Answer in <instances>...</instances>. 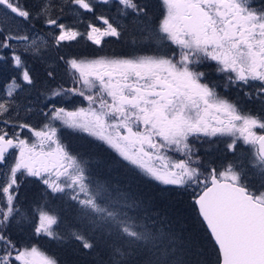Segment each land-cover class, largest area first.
I'll use <instances>...</instances> for the list:
<instances>
[{
    "label": "snow or ice",
    "instance_id": "obj_1",
    "mask_svg": "<svg viewBox=\"0 0 264 264\" xmlns=\"http://www.w3.org/2000/svg\"><path fill=\"white\" fill-rule=\"evenodd\" d=\"M100 5L127 23L96 16ZM80 37L97 46L115 38L125 49L62 54ZM29 58L44 65L48 81L63 64L74 86L48 89L44 107L34 105L22 95L38 83ZM7 65L18 76L0 95V264H84L85 257L202 264L137 181L192 190L218 264H264V0H0V66ZM73 97L87 106H57ZM34 112L44 120L39 129L21 118ZM62 129L76 134L78 147L63 142ZM25 130L35 139L22 137ZM218 143L232 156L222 170L201 155L203 145ZM97 152L108 158L103 170L93 163ZM26 182L43 186L28 207L20 199ZM13 226L66 246L69 259L14 239Z\"/></svg>",
    "mask_w": 264,
    "mask_h": 264
},
{
    "label": "bare ground",
    "instance_id": "obj_2",
    "mask_svg": "<svg viewBox=\"0 0 264 264\" xmlns=\"http://www.w3.org/2000/svg\"><path fill=\"white\" fill-rule=\"evenodd\" d=\"M22 2H26V3L30 4V3H32V0H22ZM154 3H155V1H154ZM155 11L158 14L160 9L158 7H156ZM84 15L86 17V22H93V23H96L97 26H99V27H104L102 22L98 21V20H95L91 14H84ZM95 15L96 16H100V15L106 16L110 20L116 21L118 23H127V21H124V20L120 19V17L116 13L115 8L113 6H111V5H109V6H104V5L98 6ZM65 19L68 22H73V17H72L71 14L66 16ZM36 27H37V29H40L41 25L39 23H36ZM77 27L79 28L80 31H84L85 30V24L84 23L77 24ZM84 38L86 40L85 42L87 43L88 40L86 39V37H80L77 40H75L73 46H74L75 49H77L79 51L80 55H84V56L90 57V55H85V54H87L86 52H88L89 50H91V49H93L95 47L87 48L86 45H85V42H84ZM107 38L108 37L104 38L103 41H106ZM88 42H89V44H92L91 41H88ZM92 45H94V44H92ZM112 53L113 54L117 53V50L115 49L114 43L110 42L107 45V48H105V50H102V51L95 50V52L91 55V57L105 56V55L110 56V55H112ZM62 54H66L65 50H63V49H62ZM53 56H55V53H53ZM37 65L42 67V68H44V65L40 64L39 62H38ZM17 75H18L17 71L15 69H13L10 65L0 66V95H2L6 91L7 84L11 81L12 78L16 77ZM213 75H214L217 83H219L221 85L224 83V81L220 78L219 75H217L215 73H213ZM70 76H71L70 73L66 72L64 70V68H62V67L60 68L59 66H57L56 77L58 79H60V80L65 79V78L68 79V78H70ZM62 82H64V81H62ZM62 87H65V86L62 84ZM44 93H46V91L44 89V85H42L40 82H38L37 86H36V89H30L28 92L23 93L22 95L23 96H27V98H29V97L32 98L34 100V102H33L34 105H37L38 107L43 108L44 107V101H45ZM56 99L59 100L60 98H56ZM65 103L66 104H65L64 107H67V106H70V105L74 104L73 101L72 102H65ZM62 104H60V105H62ZM60 105H57V106H60ZM79 106H85L86 107L87 106L86 101L78 104V106H76V103H75V107H79ZM75 107H67V108L71 110V109H73ZM258 107H261V106L258 104ZM45 110H47V109H45ZM33 114H34V116L36 118L41 119V120H39L40 125L37 128L42 127L41 125H43V122H44L43 118L41 116H39L37 112H34ZM28 123L31 124L30 121ZM33 127L35 128V126H33ZM26 132H27V130H25L23 132V134L26 135ZM25 135H24V137H25ZM64 137H71V139H73V138H76V134H74L69 129H62L61 130V138H64ZM99 156L103 157L101 155V152H97L95 154L94 158H99ZM99 161H101V160H99ZM42 188L43 187L37 188L36 184L32 183V185H31L30 182H26V183L22 184V186H21L22 195L20 196V199L23 202L25 207L31 206L30 205L31 203H33V202H35L36 200L39 199L41 191H42V190L40 191V189H42ZM24 190H29V191L24 192ZM146 191H149V190L147 189ZM151 191L154 192L155 190H151ZM156 192L158 193V191H156ZM172 192L173 191H170V192H167V191L164 192L163 191L159 195H164L165 197H169V195H170V196H173V198L177 199L178 201H180L182 203H186L184 196L176 197L174 194H172ZM186 197L188 199L187 203L195 205L194 202H193V199H192L193 196H192V198H191V196L190 197L186 196ZM167 200H169V198H167ZM58 202H59L58 200L55 201L53 206L56 205V203H58ZM163 203L164 202H162V205H163ZM157 204H159V203L157 202ZM16 235L21 237L22 238V242H24V243H27L29 240H31L42 251H44L48 255H52L54 250H55L53 245H51V239L50 238L34 237L31 234L30 228L25 227V229L23 231H19V232L17 231ZM60 247H65L64 249L69 250L66 246H62V245H60L58 243V248H60ZM58 248H56V249H58ZM63 257L64 256H63L62 253L58 254V258L62 259ZM84 264H87V263H84Z\"/></svg>",
    "mask_w": 264,
    "mask_h": 264
},
{
    "label": "rangeland",
    "instance_id": "obj_3",
    "mask_svg": "<svg viewBox=\"0 0 264 264\" xmlns=\"http://www.w3.org/2000/svg\"><path fill=\"white\" fill-rule=\"evenodd\" d=\"M221 91H222V94H225V90H224L223 87H221ZM231 91L232 90L230 89L228 94ZM28 99L32 103L34 102V100L32 98L29 97ZM73 103L74 104H72L70 106H67V107H75V101ZM63 104L62 105L58 104V105L65 106L66 103L64 102ZM260 111H261V107L259 109V112L256 113V114H259ZM24 135L25 134H23V132H22L21 136L24 137ZM24 138L29 139L30 142L35 139L32 136V134L30 132H28V131L26 132V135H25ZM76 144H77V142H76ZM77 147H78V144H77ZM198 147H199V145H198ZM206 149L209 150L207 153H205ZM246 149H247V146H243L242 147V151H241V155L242 156L247 155ZM101 155L105 159L103 157H100V156H99V158H94L93 159V163L95 165H100V162H102V161H103L102 163H105L107 165V163H108L107 156L104 153H102V152H101ZM201 155L204 156V159L206 161L211 162L214 167L220 168L221 170H222V166L227 161L232 159L231 154L226 152L223 143H218L217 145H208V144L203 145V147L201 148ZM99 160H101V161H99ZM120 178L123 179V173H121ZM2 179H3V176L0 175V180H2ZM252 183L255 186H258V181L253 180ZM31 185H32V183H31ZM153 185L154 186L158 185V183H154ZM36 186H37V188L43 187L42 185H36ZM134 187L144 188L143 185H141L139 181L136 182ZM159 187L164 188L165 186L159 184ZM182 189L188 190L189 192L192 193L191 189H185V188H182ZM182 189L180 187H176V186H168V188H167V190H176L177 192H180V190H182ZM41 190L42 189H40V191ZM26 191H29V190H24V192H26ZM144 191L158 197V200H157V202L159 203L158 207L161 210H163L162 202H164L166 205H168L169 209L170 208H174L173 212H168V210H166L167 213L166 212H164V213L167 214L169 217H172V222L175 223L174 227L177 230H182L185 233V235H186L187 231L189 232V234H187L186 237L193 243L194 250L196 252L200 253V255L197 257V259H199L202 262V264H218V259H217L218 258V253L216 251L214 252L215 246L213 245V243H212V241H211V239H210V237H209V235L207 233V229H206V227L203 225V223L201 221V218L198 216V212H197V209H196L195 205L191 204L193 206L195 212H196V216H197L196 221H195V219L191 218L190 210L186 209V206L182 205V202H180L177 199L173 198V196L169 195V197H165L164 195H159L160 193H162V191H159L158 193L156 191L151 192V191H146L145 188H144ZM164 192H166V191H164ZM168 192H170V191H168ZM21 195H22V190L20 191V196ZM192 196H193V194H192ZM167 198H169V200H167ZM33 204H34V202L31 203L30 205H33ZM174 204H176V205H174ZM182 206L185 207V208H183L182 217H183V220L186 221V224L180 225V224H177L176 213L178 212V209L182 208ZM53 207L54 208H59L60 207V201L58 203H56V205H54ZM191 210H192V207H191ZM174 212H175V214H174ZM17 231L19 232V230L15 226H13L12 233L14 234ZM51 241L54 242L53 240H51ZM212 246L214 247V250H212ZM87 264H89V263H87Z\"/></svg>",
    "mask_w": 264,
    "mask_h": 264
},
{
    "label": "trees",
    "instance_id": "obj_4",
    "mask_svg": "<svg viewBox=\"0 0 264 264\" xmlns=\"http://www.w3.org/2000/svg\"><path fill=\"white\" fill-rule=\"evenodd\" d=\"M155 1V0H154ZM86 40H85V38H84V42H85ZM74 42L75 41H72V42H70V43H67V44H65L63 47H62V49L63 50H65V52H66V56L68 57V58H70L71 56H73V55H80V53H79V51L77 50V49H75L74 48ZM110 42H112V43H114V46H115V49L117 50V53H115V54H119V53H121L122 51H124V49H125V45L123 44V43H121L120 41H117L115 38H107L106 39V41H103V43H102V45H100V46H97V45H92V44H89V42L87 41V43L85 42V45H86V47L87 48H92V47H95V48H93V49H91V50H89L88 52H86L87 54H85V55H90V57H91V55L95 52V50H99V51H102V50H105V48H107V45L110 43ZM112 55H114L113 53H112ZM81 56H84V55H81ZM28 63H29V66L30 67H32V69L34 70V72H35V74H36V76H37V79H38V82H40L42 85H44V89H45V91L47 92V90L48 89H54V88H57V87H61L62 86V84L65 86V87H72V86H74V84H73V81H72V79H71V76H70V78H65V79H62V80H60V79H58L57 77H56V79L54 80V81H48L47 80V78L45 77V75H44V71H45V69L44 68H42V67H40V66H38L37 64H38V62H33L30 58H29V60H28ZM34 67V68H33ZM59 67L61 68H64V66H63V64H60L59 65ZM206 71H207V69H206ZM18 74V73H17ZM18 76V75H17ZM16 76V77H17ZM62 81H64V82H62ZM62 82V83H61ZM47 94L48 95H50V92H47ZM72 101L74 102L75 101V103H76V106H78V104H80V103H82V102H84L83 101V99L82 98H79V97H73L72 98ZM23 120H25L26 122H31V125L32 126H35V128H37V127H39V125H40V122H39V120H41V119H38V118H36L35 116H34V114H32L30 117H26V116H24L23 114H22V117H21ZM42 126V125H41ZM37 129H39V128H37ZM62 140L64 141V143H66V144H71V145H73L74 147H77V144H78V146H79V144H80V141L79 140H77L76 138H73V139H71V137H64V138H62ZM76 142H77V144H76ZM103 153V152H102ZM170 155L173 157V159H174V156H178V159H180V158H182L181 156H180V154H178V153H170ZM99 166V168L101 169V170H103L105 167H106V164L105 163H102V162H100V165H98ZM124 175V174H123ZM140 182V184L141 185H143V183L141 182V181H139ZM143 187L145 188V190H147V189H149V191H151V190H155V191H161L163 188H161V187H159V184L158 185H149V186H147V187H145L144 185H143ZM182 189V188H181ZM168 191H173L172 192V194H174L176 197H179V196H184L185 197V202L186 203H182V205H185L186 206V209H188V210H190V212H191V218L192 219H195V221H196V218H197V216H196V212H195V210H194V208H193V206L191 205V204H189V203H187L188 202V199H187V197L186 196H191V198H192V193L191 192H189L188 190H184V189H182V190H180V192H177L176 190H167V192ZM152 192V191H151ZM175 192V193H174ZM173 201V200H172ZM174 205H176V204H174ZM163 212H166V210H168V212H173L174 211V208H170L169 209V206L168 205H166L165 203H163ZM174 207V206H173ZM191 207H192V210H191ZM183 208H185V207H183L182 206V208L181 209H178V212L176 213V216H177V224H180V225H183V224H186V221L185 220H183V217H182V212H183ZM171 210V211H170ZM167 213V212H166ZM174 214H175V212H174ZM166 216L168 217V218H170L171 220H172V217H169L167 214H166ZM194 216V217H193ZM173 223V227H174V225H175V223L174 222H172ZM187 234H189V232L187 231L186 232V236H187ZM11 235H12V237L14 238V239H16V240H19V241H21L22 242V238L21 237H19L18 235H16V233H12L11 232ZM51 245H53V247L55 248V250H54V252H53V254L51 255V256H55V257H58V254L59 253H62L63 254V258H62V260H64V261H67L68 259H69V256H70V250H66V249H64L65 247H60V248H58V242H56V241H54V242H52L51 241ZM56 248H58V249H56ZM212 250H214V247L212 246ZM216 250H214V252H215ZM84 263H89V264H93V258L92 257H85L84 258Z\"/></svg>",
    "mask_w": 264,
    "mask_h": 264
},
{
    "label": "flooded vegetation",
    "instance_id": "obj_5",
    "mask_svg": "<svg viewBox=\"0 0 264 264\" xmlns=\"http://www.w3.org/2000/svg\"><path fill=\"white\" fill-rule=\"evenodd\" d=\"M218 91H221V88H219ZM229 95H231L230 96L231 98H235V99L241 100V101L243 100L242 95L238 94L235 90H232L229 93ZM245 107L248 110L252 111L254 114L258 113L259 112V109H260V107H258V104L257 103H247V104H245ZM174 159H178V156L177 157L174 156Z\"/></svg>",
    "mask_w": 264,
    "mask_h": 264
},
{
    "label": "water",
    "instance_id": "obj_6",
    "mask_svg": "<svg viewBox=\"0 0 264 264\" xmlns=\"http://www.w3.org/2000/svg\"><path fill=\"white\" fill-rule=\"evenodd\" d=\"M205 226V225H204ZM206 227V226H205Z\"/></svg>",
    "mask_w": 264,
    "mask_h": 264
}]
</instances>
